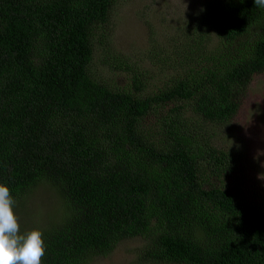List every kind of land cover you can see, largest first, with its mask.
Here are the masks:
<instances>
[{
    "label": "trees",
    "instance_id": "obj_1",
    "mask_svg": "<svg viewBox=\"0 0 264 264\" xmlns=\"http://www.w3.org/2000/svg\"><path fill=\"white\" fill-rule=\"evenodd\" d=\"M110 1L0 0V183L17 199L43 181L61 205L41 230V264H83L134 236L144 261L264 264V210L202 177L225 175L236 153L193 139L202 121L232 117L264 71V8L214 0L207 25L219 45L136 96L87 72L90 36ZM129 79L142 88L135 73ZM154 105L166 109L154 116L156 131L141 134L136 120ZM185 109L201 119L195 132L174 118Z\"/></svg>",
    "mask_w": 264,
    "mask_h": 264
},
{
    "label": "rangeland",
    "instance_id": "obj_2",
    "mask_svg": "<svg viewBox=\"0 0 264 264\" xmlns=\"http://www.w3.org/2000/svg\"><path fill=\"white\" fill-rule=\"evenodd\" d=\"M213 3L214 0H111L105 24L90 36L92 55L87 72L91 81L113 91L147 95L160 84L168 85L173 77L182 76L184 69L199 66L203 53L219 45L207 25ZM236 43L234 40L233 45ZM132 73L141 79L142 88L137 92L130 85ZM163 108L166 109L154 105L136 120L141 134L156 131L154 116L164 112ZM177 116L174 118L179 125L192 126V132L202 127L203 133L193 135L194 140L236 153L235 163L228 164L225 175L216 178L203 171L204 184L224 186L237 199L254 202L264 210V71L253 74L238 110L226 121H202L194 128L200 118L187 109ZM155 134L152 140L157 142ZM14 200L21 232L42 230L61 208L43 181L25 188ZM211 221L209 218L204 222L200 217L199 225L210 226ZM142 244L141 236L122 239L110 252L90 255L83 264H184L169 259L141 260Z\"/></svg>",
    "mask_w": 264,
    "mask_h": 264
},
{
    "label": "clouds",
    "instance_id": "obj_3",
    "mask_svg": "<svg viewBox=\"0 0 264 264\" xmlns=\"http://www.w3.org/2000/svg\"><path fill=\"white\" fill-rule=\"evenodd\" d=\"M264 8V0H253ZM15 200L7 184L0 183V264H41L46 247L40 229L20 231Z\"/></svg>",
    "mask_w": 264,
    "mask_h": 264
}]
</instances>
